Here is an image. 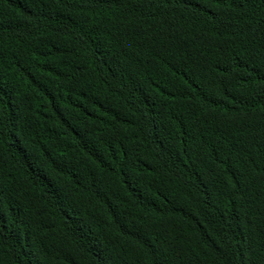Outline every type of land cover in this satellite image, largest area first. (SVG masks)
<instances>
[{"label": "trees", "instance_id": "trees-1", "mask_svg": "<svg viewBox=\"0 0 264 264\" xmlns=\"http://www.w3.org/2000/svg\"><path fill=\"white\" fill-rule=\"evenodd\" d=\"M0 264H264V0H0Z\"/></svg>", "mask_w": 264, "mask_h": 264}]
</instances>
